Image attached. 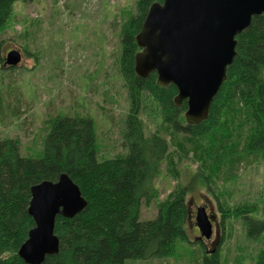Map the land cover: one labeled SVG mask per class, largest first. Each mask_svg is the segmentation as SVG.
I'll use <instances>...</instances> for the list:
<instances>
[{
	"label": "trees",
	"instance_id": "16d2710c",
	"mask_svg": "<svg viewBox=\"0 0 264 264\" xmlns=\"http://www.w3.org/2000/svg\"><path fill=\"white\" fill-rule=\"evenodd\" d=\"M13 1L0 0V30L11 18ZM154 2L163 0H137L136 11L121 18L118 66L130 102L121 133L127 153L100 159L93 119L67 113L50 120L40 157L23 155L17 138L0 139V264H29L18 251L34 226L28 213L31 187L41 181H56L67 173L87 204L73 217L57 216L59 251L40 264H127L165 259L176 254L179 243L192 242L186 197L195 180L205 184L223 174L234 178L241 162H264V13L253 16L237 35L236 55L208 117L190 124L187 101L175 104L174 84L160 86L155 71L147 77L135 72V55L141 49L136 35ZM4 61L0 54V62ZM143 114L161 118L176 141L186 137L189 150L207 171L194 172L190 183L160 201L156 217L148 220H140L142 204L159 198L155 180L169 156L170 143L158 132L145 133ZM218 207L223 225L234 218L241 220L248 239L257 241L256 233L264 235V218L252 215L254 204L228 207L219 200ZM196 243L202 264H221L218 250L208 255L204 243ZM239 254L238 264L245 256ZM254 264H264V247Z\"/></svg>",
	"mask_w": 264,
	"mask_h": 264
},
{
	"label": "rangeland",
	"instance_id": "374dc122",
	"mask_svg": "<svg viewBox=\"0 0 264 264\" xmlns=\"http://www.w3.org/2000/svg\"><path fill=\"white\" fill-rule=\"evenodd\" d=\"M12 5L11 18L0 30V54L5 60L10 50L17 49L22 60L17 66L0 62V139L17 138L23 155L40 157L50 120L67 113L93 119L100 159L127 153L121 133L130 102L118 66L120 24L123 16L136 11L137 0H15ZM141 117L146 134L158 132L170 143L169 156L155 180L159 198L142 204L140 220H148L156 217L160 201L190 183L194 172L207 171L189 150L186 137L176 141L161 118ZM215 177L205 184L195 180L187 194L190 244L179 243L176 254L165 259L127 264H202L196 243L197 206L215 216L213 235L204 243L206 253L218 250L221 264H238L242 252L240 264H254L264 235L256 233L257 241L248 239L241 220L234 218L223 225L218 203L254 204L252 215L264 218V162L243 161L236 177Z\"/></svg>",
	"mask_w": 264,
	"mask_h": 264
},
{
	"label": "water",
	"instance_id": "95a60500",
	"mask_svg": "<svg viewBox=\"0 0 264 264\" xmlns=\"http://www.w3.org/2000/svg\"><path fill=\"white\" fill-rule=\"evenodd\" d=\"M264 13V0H163L154 2L136 35L141 48L135 55L140 77L157 73L162 87L174 84L175 104L187 101L186 120L197 124L208 117L212 101L227 78L236 55L237 35L253 16ZM21 52L10 50L8 66H17ZM87 204L79 186L67 173L56 181L44 180L31 187L28 213L34 219L19 256L29 264L42 263L59 251L55 234L58 215L73 217ZM196 225L201 237L213 235L214 215L197 206Z\"/></svg>",
	"mask_w": 264,
	"mask_h": 264
},
{
	"label": "flooded vegetation",
	"instance_id": "af4514ba",
	"mask_svg": "<svg viewBox=\"0 0 264 264\" xmlns=\"http://www.w3.org/2000/svg\"><path fill=\"white\" fill-rule=\"evenodd\" d=\"M199 241L205 243V239L201 237V235L198 236Z\"/></svg>",
	"mask_w": 264,
	"mask_h": 264
}]
</instances>
